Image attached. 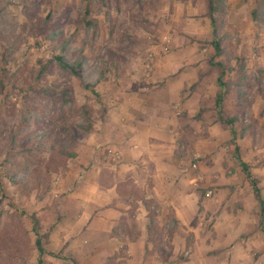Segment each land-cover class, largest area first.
Returning a JSON list of instances; mask_svg holds the SVG:
<instances>
[{
	"label": "rangeland",
	"instance_id": "374dc122",
	"mask_svg": "<svg viewBox=\"0 0 264 264\" xmlns=\"http://www.w3.org/2000/svg\"><path fill=\"white\" fill-rule=\"evenodd\" d=\"M222 8L223 108L238 118L242 157H251L264 193V0H222ZM213 36L206 0H0V181L7 193L0 191V264H39L33 215L42 233L51 230L48 252L63 251L61 259L47 255L46 264H133L127 243L140 235L137 204L111 232L92 223L104 208L103 187L136 190L137 174L122 165L134 156L138 162L128 166L151 161L140 155L151 141L146 128L184 130L173 142L158 141L159 149L175 153L191 190L213 197L205 184L213 168L225 177L240 171L230 127L218 120ZM68 40L62 54L69 61L84 57L82 79L49 64ZM43 65L49 66L41 73ZM134 116L156 118L140 124L143 135L130 143L125 129L136 125ZM136 191L142 197L143 188ZM144 203L151 249L143 264H215L194 239L184 237L185 247L175 250L171 239L181 225H174L172 210L163 213L154 197ZM256 216L261 230L260 211ZM193 224L210 235L204 222ZM112 238L121 241L117 250ZM237 256L239 263L264 264V245Z\"/></svg>",
	"mask_w": 264,
	"mask_h": 264
},
{
	"label": "crops",
	"instance_id": "0c3cea01",
	"mask_svg": "<svg viewBox=\"0 0 264 264\" xmlns=\"http://www.w3.org/2000/svg\"><path fill=\"white\" fill-rule=\"evenodd\" d=\"M153 117L156 118V116H151L149 119H144L142 116L133 117V123H136V125L125 129L127 136L131 138L130 143H134L132 139L139 137L141 134L143 135L141 129L143 126L140 124H150ZM156 129L146 128V132H149L146 136L151 138V141L142 146L140 150V155L151 161L147 165L137 167L133 165L138 162L136 156H134L132 159H127L128 163L126 165H122L123 168L132 167L131 171L133 170L137 174L134 179L138 186L135 188L136 190L138 187L143 188L142 197H136L137 191L135 189L123 192L124 188H118L117 184L106 185L102 188L103 197L101 203L104 208L95 214L92 226H101L103 232H111L119 221H126L125 218L128 215L130 205L136 203L137 212L134 218L136 221L135 226L139 228L140 235L139 238L130 240L127 245L133 257V264H143V257L147 248L151 249V242L147 239V232L150 228L149 210L145 207L144 202L154 197L164 204L163 213L170 209L172 210L175 218L174 225L176 222L181 225V235L176 234L171 239L175 250H178L179 246L184 248L187 243L186 239L191 238L195 240L197 245L205 248L208 253L211 252L210 254L213 255L215 264H233V262L235 264H245L239 263L237 252L263 246L264 234L257 228L256 215L260 211L259 205L252 197L247 195L246 192L249 190V185L244 184L245 179H242L243 177L238 178V175L243 171L240 169V171L236 172V175L225 177L213 168L209 172L211 175L208 173L205 183L213 187V197L208 196L206 193L204 194V191L191 190L190 183L193 180L191 181L184 173L183 167L177 162L175 153L171 148L166 150L159 149L162 146L159 145L160 141H158L173 142L175 137L180 135L179 133L183 135L184 130L176 133L171 126L161 130ZM129 151L135 154L138 152L136 149H129ZM167 154L172 156L169 157ZM248 159L244 160L251 163L249 154ZM131 160L133 162H129ZM140 161L142 162L143 160L141 159ZM131 163H133L132 166H128ZM258 169L255 168V171H258ZM128 170L126 169L123 176L127 175ZM216 170L220 171L218 167ZM242 174V176H245L244 173ZM262 174H264V170ZM261 176L264 177V175ZM189 202H191V206H189ZM196 220L198 225L202 222L206 224L207 229H209L207 232V235L208 233L210 234L209 236L205 237L200 232L202 228L199 226L197 228L194 227L193 223ZM185 233L186 236H184ZM119 242H121L119 239L112 238L110 240L111 247L117 250L121 247ZM138 260L140 261L138 262ZM170 264H176V262ZM180 264L193 263L183 262Z\"/></svg>",
	"mask_w": 264,
	"mask_h": 264
},
{
	"label": "trees",
	"instance_id": "16d2710c",
	"mask_svg": "<svg viewBox=\"0 0 264 264\" xmlns=\"http://www.w3.org/2000/svg\"><path fill=\"white\" fill-rule=\"evenodd\" d=\"M207 1V8H208V17L211 21V26L213 30V39L210 42L211 46L213 47L215 54L210 59V65L211 67H218L220 70V75L218 78V84L220 87V92L217 94L216 97V109L218 111V120L222 124H226L230 127L231 134H232V143L235 147L234 157L241 167V170L243 171L246 179L250 183V186L253 189L254 196L259 204L260 209V227L261 230L264 232V195H263V189L260 185V181L257 178L256 174L253 171L252 165L243 159L242 153H241V147L238 143L239 135L236 130V124H237V117H229L226 115L224 111V101L228 92V84L225 81L226 74H227V67L225 62L221 59V57L224 54V45H223V38L219 34L220 29V21H221V15L223 12L222 8V0H206ZM86 11L89 13V7L86 6ZM90 24V22H88ZM69 40L66 41V43L58 49V52L54 53L53 57L49 60L50 63H56L60 68L69 71L72 73L75 77L82 79L83 78V72H82V64H83V56H80L76 61H69L62 52L66 51V48L69 44ZM5 50L2 54V61L6 59L5 57ZM1 61V62H2ZM3 66V64H2ZM49 65H43L41 69V73H44L48 69ZM2 77H0V84L4 87V83L2 82ZM87 89L91 90L94 94H97L94 86L92 84H86L85 86ZM92 124H90V128L86 129L87 132H90L92 129ZM0 191L3 198L7 197L6 190L4 189L3 182L0 181ZM17 206V205H16ZM16 210L19 211L22 215H26V211L22 209L21 207L17 206ZM33 220V230L36 234V246L39 252V264H46L45 257L47 255L53 256L56 258H63V251L59 253H50L48 252L46 248V244L48 243L50 239L51 230L45 233H42V227L40 220L36 217V215L32 216Z\"/></svg>",
	"mask_w": 264,
	"mask_h": 264
}]
</instances>
